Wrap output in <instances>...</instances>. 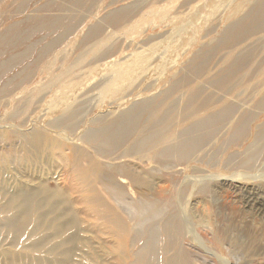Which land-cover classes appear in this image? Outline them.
<instances>
[{
	"label": "rangeland",
	"instance_id": "rangeland-1",
	"mask_svg": "<svg viewBox=\"0 0 264 264\" xmlns=\"http://www.w3.org/2000/svg\"><path fill=\"white\" fill-rule=\"evenodd\" d=\"M258 2L0 0V264H120L114 216L129 252L178 229L186 264H264V19L235 26ZM42 217L76 240L48 252Z\"/></svg>",
	"mask_w": 264,
	"mask_h": 264
},
{
	"label": "bare ground",
	"instance_id": "bare-ground-1",
	"mask_svg": "<svg viewBox=\"0 0 264 264\" xmlns=\"http://www.w3.org/2000/svg\"><path fill=\"white\" fill-rule=\"evenodd\" d=\"M240 7H243V5H241ZM262 19H264V0H259V2L257 3V5L256 6H254V7H251L250 9H249V11L244 15V17H243V19H241V20H239V21H237L236 23H235V26H236V28H238V27H240V26H243L244 25V21H249L250 23H248V24H250V27H252L251 25H254V24H257V22L258 21H260V20H262ZM48 20H52V19H48ZM29 21V20H28ZM31 22H33V21H30V22H28V23H31ZM47 22H50V21H47ZM53 22V21H52ZM52 22H50V23H48L47 25H45V26H49V25H51L52 24ZM261 22V21H260ZM259 22V23H260ZM258 23V24H259ZM241 24H243V25H241ZM247 24V25H248ZM262 24V23H261ZM234 25V24H233ZM260 25V24H259ZM41 26L42 25H37L36 23H33V24H29V25H27L26 26V29L27 28H33V30H39V29H41ZM238 26V27H237ZM249 26V25H248ZM233 27V26H232ZM256 27V26H255ZM240 28H242V27H240ZM244 29H245V26H244ZM246 29H247V26H246ZM245 29V30H246ZM20 30H22V29H18V31H20ZM245 30L244 31H242V30H240V31H242V32H245ZM239 32V31H238ZM244 34V33H243ZM236 35V34H235ZM239 35H241V34H239ZM227 37H229V36H227ZM226 38V37H225ZM236 39H237V37H235ZM230 39H232V37H230L229 38V40ZM234 39V38H233ZM226 40V39H225ZM224 40V41H225ZM227 40H228V38H227ZM226 40V41H227ZM129 114H132L131 113V111H130V113H126V115H129ZM220 114V113H219ZM123 116H125V115H121L119 118L120 119H117L116 121H115V125L118 127H120V124L122 123V120H121V118L123 117ZM220 116V115H219ZM126 118V117H125ZM199 119H201L200 121H203V125L205 124L204 123V121H208V120H210V119H212V116L211 117H200ZM120 122H119V121ZM195 124H196V122L195 123H193V125L194 126H192V129L191 130H196L197 129V127H198V125H200L201 127H202V124H200V122H199V124H198V122H197V127L195 128ZM199 126V127H200ZM118 127V128H119ZM188 128V127H187ZM195 128V129H194ZM203 129V128H202ZM186 130V129H185ZM189 130V129H188ZM198 130V129H197ZM196 130V131H197ZM199 132L201 131V128H200V130H198ZM187 132V131H186ZM186 132H185V134H186ZM103 133V135H104V137L105 136H108V132L107 131H103L102 132ZM193 133V132H192ZM191 133V134H192ZM199 134V133H198ZM194 135L195 136H197L195 133H194ZM119 136V135H118ZM187 136H189L188 134H187ZM108 138V137H107ZM35 145V144H34ZM77 173V176H78V174H79V179L80 180H82L84 183H86L88 186H89V188H90V192L92 193V195H93V197H94V199L96 200L95 201V208L98 210V211H100V212H104V213H106L107 214V216L111 219V216L112 215H115V212H114V210L110 207V206H108V205H106V204H104V202L102 201V199L98 196V195H96L94 192V190H93V188L91 187V182L88 180V178H87V175H86V173L84 172V171H82V170H80L79 168H78V171L76 172ZM98 180L100 181V182H102V183H104V184H106V183H108V178L107 177H104V176H101V175H99L98 176ZM26 191V190H25ZM37 191H38V189H37ZM37 191L36 192H30V190H29V192L30 193H27V191H26V194H24L23 192V194L21 193H19V194H17L18 196L16 197V198H12V199H9L8 201H5V205L4 204H2V205H4V209L5 210H10V209H15L16 207H18V206H22V211L23 212H27V214H28V221H27V227L29 226V225H31V223H32V220H33V217H34V212H35V209L37 208V200H36V198H38L39 196L37 195V196H33L32 197V194L34 195L35 193H37ZM41 192H43V191H41ZM30 194V195H29ZM48 196H49V193H48ZM35 197V200H36V202H34L33 200V198ZM48 199H52V198H49V197H47ZM42 199V198H41ZM0 200H2V199H0ZM41 201V200H40ZM43 201V200H42ZM50 201V200H49ZM39 202V201H38ZM43 203H44V201H43ZM47 203V202H46ZM52 203H53V201H52ZM42 204V203H41ZM44 204H42V206H43ZM47 205V204H46ZM54 205H56L55 203H54ZM51 206V205H50ZM53 207H56V206H53ZM2 208V207H1ZM39 208H40V206H39ZM38 208V209H39ZM52 208V207H51ZM50 208V209H51ZM37 209V210H38ZM52 210V209H51ZM54 210V209H53ZM11 211V210H10ZM6 212V211H5ZM40 212V211H39ZM49 213L51 212L50 210L48 211ZM55 212V211H54ZM45 213V212H44ZM46 214H47V212H46ZM105 214V215H106ZM41 216H42V214H40ZM40 215H38V217L40 216ZM45 215V214H44ZM50 214H48V216H49ZM45 217H47V215L45 216ZM44 217V218H45ZM56 217H58L57 215H56ZM41 218V217H40ZM49 218V217H48ZM61 218V217H60ZM34 219H35V217H34ZM52 219H55V217L54 218H52ZM57 219V218H56ZM55 219V220H56ZM55 220H48V221H46V220H44L43 219V217H42V221H41V224H42V226L41 227H43V225H44V223H46V227L45 228H48L49 230H50V235H49V240H55L54 241V243H52V244H50V246L48 247V252L49 251H52L53 253H54V251L52 250V246H64V244H68V243H73V241H75L76 240V238H75V236L73 235L74 234V232H75V230H76V228L77 227H75L74 229V231H73V228H72V225H71V223H66V221H64V223L62 224V223H60L59 221L58 222H56ZM57 220H59V219H57ZM112 220L114 221V222H116L117 224H118V226L119 227H121L122 229H109L116 237H117V242H116V248L118 249V254H117V259H118V261L120 262V264H186L185 262H183V260H182V254L179 252V250L177 249L176 251H174V252H172V253H170V255L168 256V255H166L165 253H166V251H165V249L167 248V247H169V249L172 247L173 248V246H175L177 243V237H178V232H179V230L178 229H165V231H164V233H163V235H162V243H160V244H158V243H156L155 242V238L153 239L152 237H150V236H148L144 241H143V243H142V246L144 247V248H140V251H137V252H135V253H133V252H129V251H127V249H126V245H127V243L130 241V239H128V236L130 235V233L132 232V230L131 229H127L126 228V225H125V223L123 222V221H121L117 216H114L113 218H112ZM39 221V218H38V220H37V222ZM46 221V222H45ZM55 221V222H54ZM71 222V221H70ZM66 223V224H65ZM74 223V222H73ZM40 224V223H39ZM40 224V225H41ZM113 226H114V224H112ZM37 226H39V225H37ZM73 226H76V225H73ZM33 227V226H32ZM40 227V226H39ZM38 228V227H37ZM35 230H37L36 228H34ZM47 229V230H48ZM34 230V231H35ZM46 230V231H47ZM32 232H33V230H31ZM77 231V230H76ZM154 231V230H153ZM156 232V231H155ZM153 233L154 235L156 234V233ZM48 233V232H47ZM109 233V232H108ZM151 235V234H150ZM156 235H158V234H156ZM154 237V236H153ZM152 240H151V239ZM46 240V239H45ZM44 240V242H43V240H38V241H36L35 242V244H34V246L36 247V249L37 248H41V247H43L44 245L46 246V241ZM78 240V239H77ZM217 240H219V237H217ZM50 242V241H49ZM52 242V241H51ZM77 242V241H76ZM75 242V243H76ZM158 242V241H157ZM34 243V242H33ZM44 246V247H45ZM68 246V245H67ZM33 247V246H32ZM31 247V248H32ZM30 248V247H29ZM59 248V247H58ZM54 249V248H53ZM56 249L57 248H55V251H56ZM61 249V248H60ZM67 249H69V248H67ZM37 250H39V249H37ZM36 250V251H37ZM40 251V250H39ZM65 251H66V249H65ZM64 251V252H65ZM50 253V254H52L53 255V253ZM57 252H58V249H57ZM68 252V251H67ZM63 253V252H62ZM31 254V253H30ZM46 254V253H45ZM49 254V253H48ZM61 253H59V255H60ZM25 255V254H24ZM24 255H23V257H24ZM9 256V255H8ZM16 256V255H15ZM45 256V255H44ZM31 257V256H27L25 259L23 258V257H21V259L23 258L24 259V262L22 263V264H60L58 261H56V260H54V259H47L46 258V256L45 257ZM10 258H11V256H9ZM9 257H8V259H9ZM98 258V257H97ZM18 259H19V257H18ZM15 260H16V257H15ZM11 261H12V259H11ZM11 261L10 262H8L7 264H13V261H12V263H11ZM61 262V261H60ZM62 262H63V260H62ZM65 262V261H64ZM17 263H19V262H17ZM63 264V263H62Z\"/></svg>",
	"mask_w": 264,
	"mask_h": 264
}]
</instances>
